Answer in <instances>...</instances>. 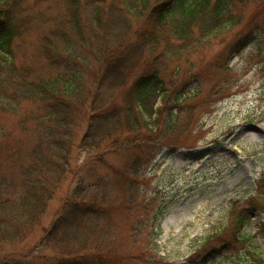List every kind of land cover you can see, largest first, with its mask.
I'll list each match as a JSON object with an SVG mask.
<instances>
[{
	"label": "trees",
	"instance_id": "16d2710c",
	"mask_svg": "<svg viewBox=\"0 0 264 264\" xmlns=\"http://www.w3.org/2000/svg\"><path fill=\"white\" fill-rule=\"evenodd\" d=\"M261 14L264 0H0V117H16L12 133L0 124L11 151L5 159L0 154V240L23 239L73 176L74 127L87 110L79 149L94 152L98 161L111 148L136 155L130 152L126 171L113 173V185L102 176L89 183L80 176L37 245L58 250L52 264H124L113 246L110 212L115 204L130 211L147 204L136 181L141 149L180 147L179 111L193 96L195 78L176 79L179 63L238 27L241 36L230 52L256 35L263 38ZM39 26L37 50L46 66L36 70L27 58L19 64L17 51L25 32ZM230 59L219 65L222 73ZM169 64L175 67L165 74ZM139 66L144 70L132 77ZM28 102L35 109L25 110ZM114 185L124 193L115 194ZM262 188L244 204L233 203L226 227L197 243L199 254L190 263L264 264V249L246 233L250 211L264 215ZM143 223L141 217L132 224V237ZM215 254L223 257L210 258ZM0 264L30 263L10 257Z\"/></svg>",
	"mask_w": 264,
	"mask_h": 264
},
{
	"label": "rangeland",
	"instance_id": "374dc122",
	"mask_svg": "<svg viewBox=\"0 0 264 264\" xmlns=\"http://www.w3.org/2000/svg\"><path fill=\"white\" fill-rule=\"evenodd\" d=\"M253 8L251 3L246 14ZM40 28L42 26L26 31L17 51L19 64L29 63L36 70L46 66L37 50ZM241 30L242 27H238L212 38L210 43L192 53L187 62L179 63L181 71L174 76L176 79L190 75L192 77L186 80L195 78V84L190 86L193 96L184 100L179 111L183 124L175 133L179 134L180 147L159 148L157 152L156 147L141 149L139 155L143 165L139 166L136 181L147 204L144 208L143 205L131 208V211L120 207L121 203L115 204L110 212L113 246L118 255L123 256L124 264H192L190 261L199 254L197 243L215 229L226 227L228 209L233 203L244 204L263 189L264 37L259 39L256 35L244 42L236 53L230 52ZM229 59L230 69L222 73L219 65H225ZM174 67L169 64L165 74ZM143 70L144 67L139 66L132 77ZM220 88L222 93H215ZM28 109H35V104L26 103L25 110ZM86 115L87 110L74 127L73 176L60 184L59 192L50 201L40 223L28 224L23 239L0 240V258H20L30 264L56 262L58 250L37 243L78 178L82 176L89 183L102 176L113 185V173L126 171V163L136 155L134 149L111 148L98 161L94 152L79 149L77 145L87 125ZM15 122L16 117L9 114L0 117V124L7 132L12 133ZM17 132L20 133L15 130V135ZM175 133L170 134L172 139ZM3 138L0 133V154L5 159L11 151ZM114 186H117L115 194L124 193L119 185ZM141 217L144 218L141 231L132 237V224ZM263 220L260 210H251L246 226L252 244L261 250L264 249ZM228 253L226 257L233 256L234 252ZM215 256L210 258L218 261L223 257ZM245 256V253L241 255L243 259Z\"/></svg>",
	"mask_w": 264,
	"mask_h": 264
}]
</instances>
